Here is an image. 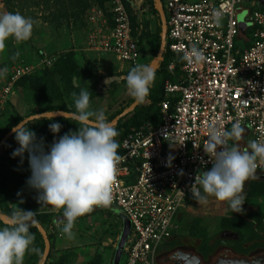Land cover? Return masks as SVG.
Segmentation results:
<instances>
[{
  "label": "built area",
  "instance_id": "built-area-1",
  "mask_svg": "<svg viewBox=\"0 0 264 264\" xmlns=\"http://www.w3.org/2000/svg\"><path fill=\"white\" fill-rule=\"evenodd\" d=\"M125 1L107 0L90 10L86 48L132 68L141 65V54ZM162 7L172 55L167 70L176 80L163 84L160 122H145L118 142L122 159L109 207L131 225L124 264H155L158 249L176 229L177 214L188 199L195 200V177L212 167L204 152L209 125L230 129L238 120L252 141L264 143L263 6L251 0H165ZM240 15L244 38L239 34ZM193 46L203 51L204 61L184 59ZM57 59L42 53L36 66L11 68L0 92L3 106L19 79L52 67ZM169 155L175 157L171 167ZM257 163V173H264V160L258 158Z\"/></svg>",
  "mask_w": 264,
  "mask_h": 264
},
{
  "label": "clouds",
  "instance_id": "clouds-1",
  "mask_svg": "<svg viewBox=\"0 0 264 264\" xmlns=\"http://www.w3.org/2000/svg\"><path fill=\"white\" fill-rule=\"evenodd\" d=\"M219 18L220 14L216 13L217 23ZM34 24L31 17L19 12L0 13V51L4 50L9 38L18 42L28 40ZM184 59L200 63L206 57L202 50L193 46ZM6 71V68H0V78ZM155 75L156 70L151 64H143L132 67L126 76L121 77L128 95L137 105L148 102ZM114 79L110 77L105 82L111 84ZM73 96L75 112L68 118L79 122V127L77 131L54 140L47 151L43 138L38 139L30 127L35 119H39L35 114L22 118L11 129L19 145L12 156L23 158L25 153L28 154L31 175L27 184L38 193L37 203L41 207L63 209L61 231L69 239L74 238L72 230L77 218L92 211L94 206L109 207L112 204L117 164L122 159L118 154L116 138L119 132L115 124L108 120L104 110L91 108L88 90L82 89L78 96L76 93ZM53 115L44 114V117L50 119ZM61 127L60 123H49V130L54 135L60 132ZM245 132V127L238 120L230 129L209 125L204 152L212 167L196 176L191 188L198 204H206L209 197H214L226 202L234 213L243 212L246 182L256 178L258 158L264 160V143L250 141V151L241 150L238 144H229L230 141H240ZM174 159L169 155L167 166L171 167ZM20 203L24 201L21 199ZM37 214L18 207L7 215L6 225L0 226V264H21L34 243L30 228L37 224Z\"/></svg>",
  "mask_w": 264,
  "mask_h": 264
},
{
  "label": "rangeland",
  "instance_id": "rangeland-1",
  "mask_svg": "<svg viewBox=\"0 0 264 264\" xmlns=\"http://www.w3.org/2000/svg\"><path fill=\"white\" fill-rule=\"evenodd\" d=\"M145 1L146 0H126L129 15L134 22L136 38H138L141 44V58L139 60L141 64L145 61H149L155 51V28L152 16L147 9ZM164 1L165 0H163V4ZM0 2L4 4V8L7 9L8 12H19L26 17H31L36 23H38L36 20L38 18L43 20L47 25H44L46 29L42 31V33L46 34L47 37L50 36V38L46 37V39H51V37H53L57 41L60 40L62 43L67 40V36L70 37L73 33H75L76 36L81 35V19L86 14H84L85 9L90 6L87 0L75 1V3L71 2V0H8L6 2L5 0H0ZM251 2L259 5L258 0H251ZM241 20L242 23L245 24L243 15L238 16V22ZM34 31L36 30L33 27L32 33ZM37 33L40 34V30H37ZM239 34L241 38L247 35L243 25L239 27ZM30 39L31 37L26 41H20L14 45L7 40L6 47L3 51L5 52L8 48L13 49V51L15 49L22 50L23 52L26 50L29 51L31 48H34V46L30 45ZM37 52V50L34 51L35 57L32 61L26 59L24 55H20L16 60L12 61L1 62L0 60V68H6L7 70L4 77L0 78V89L11 68L30 64L34 66L38 65L41 55ZM95 58L98 57L92 56L93 60ZM81 64V68H83L82 77L79 80L81 89L88 90L91 85L95 83L98 84L100 97L90 102V106L93 110L99 111L102 109L104 112H108L113 106L112 103L114 102V98L118 99L119 103L126 100L128 96L126 89L123 90V88H120L114 93V96H112L106 92L110 84H106L105 81L110 78L111 75L130 70L129 66L121 65L115 61L114 58L109 56L102 57L100 63L96 62V60L92 63V61L84 59ZM72 102H74V100H72ZM37 110L38 107L31 96L24 93L20 88H17L10 97V101L6 108H4L2 102H0V121H8L10 116L14 113L26 116ZM257 175L263 177L259 181L264 183V173ZM256 180V178L249 180L247 183V192L250 191L252 183ZM253 203L252 205L258 207L257 209L244 205L242 213H234L229 209L226 202H220L214 197H209L206 204H198L196 201H193L186 205L182 217L176 223V229L171 240L163 245L164 248L158 249L155 264H163L160 260L169 257L171 253L177 250L195 256H201L200 250L203 244L207 245V247L214 248L213 253L206 259H203L201 256L202 261H204L203 264H213L217 258L222 257L224 254H226L228 258L237 257L241 259L255 256L264 257V196L253 200ZM12 205L17 209L20 207L23 210L38 212V214L52 212L59 215L61 221H63V209L53 210L50 206L41 207L40 204L31 207L26 205L25 202L23 204L13 202ZM115 210L119 211L118 209ZM240 215H245L248 220L254 222V228L262 237L251 243H246L241 247L246 254L235 248V245L239 241L238 233L222 227V219H231L235 221ZM115 220L116 218L109 208L94 206L92 211L77 218L75 221L72 230L74 234L73 239H69L67 235L62 232L63 237L60 240L68 244L66 249L61 250V252H63L61 253V257L72 253L75 255L74 258H76L77 261L81 260L82 257L84 258L85 262L81 264H87L94 258H98V261H100L99 264H112L121 232V223L120 226H117ZM53 225L52 227L55 228ZM59 227H61V231L63 224ZM50 228L49 232L54 233L53 236L55 238L56 231ZM124 262L125 255L123 253L120 264ZM54 263L55 262L52 261L49 264Z\"/></svg>",
  "mask_w": 264,
  "mask_h": 264
},
{
  "label": "trees",
  "instance_id": "trees-1",
  "mask_svg": "<svg viewBox=\"0 0 264 264\" xmlns=\"http://www.w3.org/2000/svg\"><path fill=\"white\" fill-rule=\"evenodd\" d=\"M8 0H5V2ZM163 4V0H160ZM100 7H103L104 3L107 0H96ZM147 9L150 11V14L153 19V24L155 28L154 34V47L155 51L152 58L149 61L143 62V64H151V62L156 57L159 48H160V35H161V22L158 15V12L155 7L154 0H146ZM126 8L128 10V4L125 1ZM261 10H264V7H261ZM132 35L136 37L134 30V22L132 17H130ZM138 40V38H137ZM139 48L140 41L138 40ZM42 56V53L40 54ZM172 59V55L168 51L167 44L163 56L159 62L158 67L156 68L155 80L150 88V95L148 97V102L145 104L138 105L129 115L120 119L115 125L119 135L116 138L120 142L125 136L135 129H138L145 122H151L153 125H157L160 122V108L159 103L163 99V84L166 80L175 82V76L169 74L167 68ZM182 62L177 61L178 66ZM178 66L175 73L178 72ZM131 69V68H130ZM130 70L126 72L111 75L110 77H115L111 84L107 88V93L114 96V93L118 89H126L125 81L121 79L128 74ZM83 69L80 67L79 63L75 59V55L72 52H67L58 56V59L53 64L52 67L38 70L31 75L19 79L13 88L14 91L17 88H20L24 93L31 96L34 103L38 107L36 112L30 113L26 116H22L18 113H14L10 116L8 121H0V142L5 137L7 133L11 131L13 127L21 122L22 118L29 117L33 114H42V113H51V112H66L72 113L75 112L74 102L75 99L73 93H76L77 96L80 93L81 86L79 80L82 77ZM76 79V83H74ZM4 86V84H3ZM2 86V87H3ZM1 87V89H2ZM0 89V92H1ZM90 92V102L99 98L100 93L98 91V84L95 83L91 85L88 89ZM12 94V95H13ZM9 95L7 100L4 103V108L8 106L10 101ZM116 103V104H115ZM134 103L133 99L128 95L126 100L122 103L118 102V99L114 98L113 106L108 112H105L109 121H113L118 115L127 110ZM115 104V105H114ZM57 122L61 124V130L58 134L54 135L49 130V123ZM31 130L37 134V138H43L45 144V150H48L54 140H58L60 136H63L66 133L75 132L79 127V122L71 120L69 118H40L36 119L34 123L30 125ZM19 145L15 141V136H11L9 140L2 146L0 149V213H3L5 217L8 214H11L17 208L12 205L13 202L20 203L22 199L26 205L34 206L37 203L38 193L31 189L27 180L31 175L29 163H28V154L25 153L23 158L13 157V151L18 148ZM118 154L121 155V152L118 151ZM264 183L262 181H255L251 185V189L247 192L245 197V205H252L253 200L264 196ZM18 193L20 195L18 196ZM100 207V206H97ZM98 209V208H97ZM111 213L114 215L113 211ZM37 224L47 232V237L49 242L54 238L53 234L49 232V228L56 222L61 221L60 216L52 212L39 213L36 216ZM0 221V226H4ZM222 227L230 229L238 233L239 241L235 245V248L239 251H243L241 247L246 243H251L254 240L261 239L262 237L256 231L254 222L248 220L245 215H240L234 221L231 219H222ZM51 229V228H50ZM52 230V229H51ZM31 233L34 235V243L31 247V250L25 253V256L22 259L21 264H39L42 259L44 252V241L39 232V230L32 226L30 228ZM56 234H61L62 231L58 228L55 230ZM52 251V244L50 245V251L47 255L45 264H47L50 259ZM214 251V248L207 247V245H202L200 253L203 259H206ZM244 254L245 251H243ZM75 255L69 254L64 257H59L54 264H71L72 259ZM98 258L91 259L87 264H99Z\"/></svg>",
  "mask_w": 264,
  "mask_h": 264
},
{
  "label": "crops",
  "instance_id": "crops-1",
  "mask_svg": "<svg viewBox=\"0 0 264 264\" xmlns=\"http://www.w3.org/2000/svg\"><path fill=\"white\" fill-rule=\"evenodd\" d=\"M75 1H80V0H71V2H73V3H75ZM87 1L90 3V6H88L85 9L84 14L85 13L86 14L81 19L82 20L81 21L82 31L80 32L81 35L76 36L75 33H73V34L70 35V37L67 36L68 37V38L66 37L67 40H65L63 43L60 42V40L57 41L53 37H51V39H46L47 36H46V34L42 33V31H45L46 28L44 27V25H47V23L44 22L43 20H40L38 18V19H36L38 21V23L35 22V24H34V29L36 31H34L32 33L31 39H30V42H31L30 45L34 46V48H31V50H29V51L26 50L25 52H23L22 50H19V49H15L13 51V49H10V48H8V50H6L5 52L4 51L3 52L0 51V60H1V62L16 60V58L18 56H20V55H24L26 59L32 61L34 59V57H35L34 51L37 50L38 51L37 53H39V54H41V53L47 54L48 53V55H54L55 54L56 56H59L61 54L67 53V52H72L75 55V59L76 60H77V57H78L77 62H79L80 67L82 66L81 62L84 59L90 60V61H92V63H94V60H96V62L100 63V59L102 57H108V56H106V55H98L95 52L88 51L87 48H86V40H87L88 32L90 30V23L88 21V15H89L90 10L93 9V8L99 7V4L96 2V0H87ZM3 8H4V4H2V2H0V13L8 12L7 9H5V8L3 9ZM15 10H16V8H15ZM37 30L38 31L40 30L41 33L38 34ZM47 38H50V36H48ZM8 42H11L14 45L18 41H16L13 38H9ZM92 56L93 57L96 56L98 58H95L93 60ZM121 68H122V66H121ZM250 141H252V135H251L250 131L248 129H246L244 137L240 141H230V145L235 143V144L239 145L241 150H249L250 151V149L248 148V143ZM257 174H261V173H256V179H257L256 181H259L263 177L262 176H258ZM246 195H247V185H246V188H245V197H246ZM193 201H196V200L188 199L186 201L184 208L182 210H180L179 213L177 214L176 219H175V223H177V221L180 220V218L182 217V214H183V212L185 210L186 205L190 204ZM249 207L254 209L253 206H249ZM107 208H109L110 211H113L114 216L116 218L115 223L117 224V226H120L121 220L117 216V214L115 212L116 210L114 208H110V207H107ZM255 209H257V208H255ZM60 220H61V217H60ZM56 223L62 225V221H59V222H56ZM58 228L60 229L61 227H58ZM55 230H57V229H55ZM62 237H60V238L59 237H55L54 239H52L51 242H49L50 245L52 244V251H51L50 259L48 260L47 264H49L52 261L55 262L61 256V253H63V252H61V250H64V249L67 248L66 246H67L68 243H65L63 240H60V239H62ZM169 240H171V238L168 239L166 242H164L161 245L160 248H164L163 245L168 243ZM70 254H72V253H70ZM171 254H170L169 257H166V258L170 259L171 258ZM197 257H199L201 259L200 255H198ZM238 259H241V258H238ZM81 260L77 261L76 258H73L72 261H71V264H81L82 262H85L83 257H82ZM88 261H89V259H88ZM169 261L170 260H167V262H165L163 260H160V262L163 263V264H170Z\"/></svg>",
  "mask_w": 264,
  "mask_h": 264
},
{
  "label": "water",
  "instance_id": "water-1",
  "mask_svg": "<svg viewBox=\"0 0 264 264\" xmlns=\"http://www.w3.org/2000/svg\"><path fill=\"white\" fill-rule=\"evenodd\" d=\"M154 3H155V7H156V10L158 12L160 22H161L160 48H159V51H158L156 57L151 62L152 67L156 70V68L158 67L159 62L163 56V53L165 51V46H166V20H165V15H164V11H163L161 1L160 0H154ZM259 4L264 7V0H259ZM239 23H240V25H243L245 27V25L242 23V20ZM74 83H76V79H74ZM137 106L138 105L134 102L127 110H125L123 113L118 115L112 122L116 125L120 119L129 115ZM51 113H54V115L51 118H68L71 115V113H66V112H51ZM51 113L36 114V116H38L40 119V118H45L44 114H51ZM13 135H14V133H12V131H10L9 133H7L5 135V137L0 142V149L9 140V138ZM116 214L119 217V219L121 220V232H120L118 242H117V246H116V249L114 252L112 264H120L121 257L123 255V251H124V246H125V243L129 237L130 231H131V225H130L128 218L125 215H123L120 211H116ZM0 221L6 225L7 217L0 215ZM34 226L39 230V232L43 238V241H44L45 248H44L42 259L39 262V264H44L46 257L49 253V250H50V243H49L46 232L38 224H35ZM183 258L185 260V262L183 264H201L200 258L195 256V255L188 254V255H184ZM215 264H264V259L259 258L257 260L249 261L247 259H222L221 258V259H218Z\"/></svg>",
  "mask_w": 264,
  "mask_h": 264
},
{
  "label": "flooded vegetation",
  "instance_id": "flooded-vegetation-1",
  "mask_svg": "<svg viewBox=\"0 0 264 264\" xmlns=\"http://www.w3.org/2000/svg\"><path fill=\"white\" fill-rule=\"evenodd\" d=\"M188 254L189 253H186V252H182V251H178L177 250V251H175L174 253L171 254V258L170 259L165 258V259H163V261L167 262V260H170L169 261L170 264H183L185 262L183 256L184 255H188ZM190 255H192V254H190ZM221 258L222 259H238L237 257H235V258H228V256L226 254H224L222 257L217 258L213 264H215L217 262V260L218 259H221ZM259 258H263L264 259L263 256L262 257L261 256H255V257L247 258V260L253 261V260H257ZM200 260H201V264H203L204 261H202V259H200Z\"/></svg>",
  "mask_w": 264,
  "mask_h": 264
}]
</instances>
